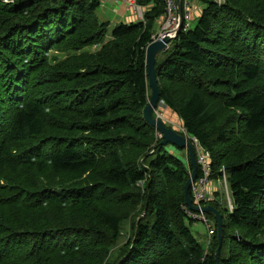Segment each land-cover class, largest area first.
<instances>
[{
  "label": "trees",
  "instance_id": "trees-1",
  "mask_svg": "<svg viewBox=\"0 0 264 264\" xmlns=\"http://www.w3.org/2000/svg\"><path fill=\"white\" fill-rule=\"evenodd\" d=\"M45 1L50 0L0 5V26L12 11L23 21L9 23L11 39H0V59L8 55L5 61L12 72L0 78L1 211L38 209L44 202L89 209L92 199L79 203L64 192H41L42 180L83 178L95 173L103 158L111 166L100 180L114 194L127 195L133 189L139 199L138 183L147 181L145 218L134 226V243L128 242L133 248L122 264H149L151 247L157 250L155 264H218L216 218L208 214L216 234L209 246L212 252L205 256L189 227L193 221L183 210L189 171L167 153L163 140L155 141L154 128L143 115L151 97L146 48L155 40V22L164 15L163 0L162 7L160 0H140L145 7L153 3L146 21L117 25L109 41L110 23H100L95 15L102 0H53L49 8ZM196 1L205 6L197 24L182 31L157 63L161 100L182 120L191 142L196 139L210 154L214 178L222 177L223 168L227 173L234 210L223 213L213 205L224 217L220 263L264 264V245H259L264 244V0ZM56 30L62 37L58 46L70 56L51 66L46 53L56 44L45 48L38 33ZM6 35L0 33L1 38ZM95 45L98 50L85 51ZM40 53L44 56L36 60ZM11 57H18L12 59L21 72L14 73ZM33 75L39 77L36 83ZM45 86L51 87L47 93L53 91L54 98L39 95L37 89ZM49 133V139L42 140ZM258 134L259 146L254 143ZM151 146L158 151L149 170L126 164L127 151L146 157ZM12 173L18 176L1 184ZM168 183L183 188L175 201L178 217L166 202ZM129 216L105 218L114 241ZM13 229L0 232V264H38L53 250L49 242L54 239L46 242L47 237L35 235L23 241L26 234L18 236Z\"/></svg>",
  "mask_w": 264,
  "mask_h": 264
},
{
  "label": "rangeland",
  "instance_id": "rangeland-1",
  "mask_svg": "<svg viewBox=\"0 0 264 264\" xmlns=\"http://www.w3.org/2000/svg\"><path fill=\"white\" fill-rule=\"evenodd\" d=\"M59 3L62 2V0H57ZM104 1V5L102 7H99V11L97 12V15L100 20L104 22H111L110 27L108 29V33L106 35V39H111L113 30L115 29L116 25L122 24L121 21H123V18L125 16L121 15L124 10L127 8L131 12H134V10L129 6L131 0L129 1V4H126L122 6H115L113 3V0H102V3ZM125 1V2H127ZM53 0L45 1L43 2L44 5H46L47 8L52 4ZM108 2V4L106 3ZM132 2H136L138 6L142 8V13L146 17L147 10L146 7L143 6V2H140V0H133ZM200 2L196 0H192V7L189 8L187 11H184L183 7V17L184 14L187 16L186 22L190 25V29L194 28L197 24V19L200 18L201 15H199V9L203 7ZM1 4H7L9 6L15 5V0H0ZM164 4V3H163ZM34 5V4H32ZM114 5V6H113ZM162 7V0H160L159 7ZM184 5V2H183ZM57 7V6H53ZM116 7V8H115ZM1 14V10H0ZM134 14L137 16V13L134 12ZM108 16V19H103V16ZM7 18L3 25L0 26V33L7 34L4 37H0V39L7 41L10 38V25H17V24H23L22 18L20 15H16L12 12L9 13V15H6ZM136 20H141L139 18H136ZM146 21V19H145ZM124 24V23H123ZM155 28H154V38H161L164 36L163 34V26L164 22L163 19L160 18L159 20L155 22ZM8 25V26H7ZM58 25H55L54 28H57ZM47 31V30H46ZM45 31V32H46ZM45 32H39V36L42 38V45H45V48L52 42H55L56 46L52 48L50 51L46 53V56L48 57V64L53 66L58 62H61L65 60L68 56H70V52H65L59 47L57 44L59 39L58 30L55 31V33H52L49 35V33ZM9 33V34H8ZM21 40V39H20ZM22 41V40H21ZM28 43H26L27 47ZM32 46L30 45V48ZM34 51H36V46L32 47ZM99 48L98 45H95L93 47L87 48L85 51H96ZM8 56L4 53V55H1V73L0 78H2L5 75L11 76L10 69L7 66L5 61V57ZM44 56L39 54L36 60H40ZM15 57H11L10 59L12 62V67H15L14 73L21 72V68H16V65L14 64ZM165 56H163V59ZM15 59L18 60V57ZM19 61V60H18ZM4 63V64H3ZM8 71H3V69H6ZM13 70V69H12ZM44 75V73L42 74ZM32 77L35 78V83L38 81V76L33 75ZM46 76H41L40 78H45ZM1 81V79H0ZM163 83H166V80H162ZM22 82V81H21ZM1 83V82H0ZM28 86L27 90L30 89V86L28 84H24ZM1 87V84H0ZM48 88L51 87H44L37 89V92L40 96H44L47 91H50ZM43 89V90H42ZM20 90H23V86L20 88ZM45 92V93H44ZM46 97H50V99L54 98L53 91L50 93H47ZM24 101V100H23ZM172 113V115L176 116L175 120H172L173 117L169 116L168 113ZM155 117L158 119H162L165 121L166 125L168 127H171L180 133L186 134V130L182 126V121L172 110L166 108L165 104H160L159 109L155 112ZM155 131V141L160 142L162 141V137L159 132ZM50 133L46 136H43L42 140L49 139ZM53 136H56V134H53ZM262 139V135L258 134L254 138V143L259 146L260 141ZM64 139L59 140L62 142ZM66 142H71V139L65 140ZM56 143V142H54ZM197 149V146H199L198 143H195L194 145ZM167 150V153L170 155H174L177 158H179L182 163L187 167L189 174L191 175L192 171L189 170L190 168V159H189V153L185 150H179L173 146H165L164 147ZM158 147L153 148V146L150 147V150L148 151V154L146 157H140L136 158V152L133 150L127 151L128 155L125 157L126 164L132 165L138 169H146L149 170L148 166L150 161L156 158L157 154L156 151ZM204 149V148H203ZM263 146H260V152L262 151ZM200 152H202V149L199 147ZM94 152L99 155L102 154L101 151H97L94 149ZM198 152V149L196 150ZM101 157V156H99ZM104 160L98 167L95 173L88 174L84 176L83 178H73V177H50L42 180V187L41 192L44 193H51V192H64V194L72 199L78 200L79 203L83 202L87 199H92V205L87 210H75L71 208L72 206L66 203H52V202H44L41 204L38 209L36 208H16V209H0V232L2 229H10L13 227V231L20 236L22 233H25L26 235L23 236L22 240H28L32 241L35 235H41L44 237H47L48 240L46 242H49L54 239L53 242H49L52 245L53 250L46 253L43 258H41L38 262V264H122L123 261H125L128 256L130 255V250H132V246H128V242L132 240V243H134V226L142 219L145 218L146 210H145V202L143 197L145 198L144 193H146V186L147 181H143L138 183V187L140 188V198L133 193L135 192L133 189L127 190L125 193L127 195H121L114 194L112 189L107 187L106 185H103L100 180V175L102 173H106L108 169L111 166V163L107 159ZM6 175V174H5ZM200 175V172H199ZM220 175H222L220 173ZM8 176L7 179L1 180V184L6 181V184H8V180L10 177H16L18 175L11 174ZM149 175H147V178L149 179ZM199 177V176H198ZM214 178V174H213ZM216 179V178H214ZM213 179V180H214ZM11 181V180H9ZM12 182V181H11ZM10 184V183H9ZM167 193H166V202L168 203L170 207L171 214L176 215L178 217L175 201L183 193V188L181 187H170L171 183H168ZM219 188L221 189V192L216 193V197L218 198L219 202H213L209 205H216L218 204L220 206V209L223 211H229L228 207L230 206V203L233 202L232 193L230 190H227V187L224 183H218ZM11 188V186H9ZM180 188V189H179ZM192 189V187H191ZM131 194V195H130ZM192 196V193H191ZM231 200V201H230ZM230 202V203H229ZM208 205V206H209ZM225 208V209H224ZM184 210V208H183ZM185 211V210H184ZM126 213H130V216L128 219H125L121 225H120V235L117 241H114L112 239V234L109 232L107 225H105V218L108 215H120L124 216ZM208 216V214H205ZM209 217V216H208ZM4 220V221H3ZM5 222V223H4ZM186 225H189L187 222H185ZM190 229L194 233L195 237H197L198 242L201 244L204 255L211 253L212 250L209 249V246H207V243L209 241L212 243L213 239H211L210 236H208V232L206 227L199 222H194L189 225ZM204 230V232H203ZM216 234V233H215ZM215 236V235H214ZM1 238V237H0ZM131 239V240H130ZM8 240V238L6 239ZM260 241L264 242V231L261 234ZM34 243L32 244V246ZM259 245H264L263 243H260ZM128 247V248H127ZM157 250H153V247H151L147 251V256L150 255L148 258L149 264H155L156 261V252ZM225 253V252H224ZM160 264V261H159Z\"/></svg>",
  "mask_w": 264,
  "mask_h": 264
},
{
  "label": "water",
  "instance_id": "water-1",
  "mask_svg": "<svg viewBox=\"0 0 264 264\" xmlns=\"http://www.w3.org/2000/svg\"><path fill=\"white\" fill-rule=\"evenodd\" d=\"M178 9L180 15V24L178 28L174 31H168L161 38L155 39L146 48V68L149 87L151 89V97L148 105L143 110V115L146 123L160 133L163 140L162 145H171L181 151L186 150L189 153L192 173L184 187L185 204L193 213L213 214L216 218L218 230V249L216 252V260L218 264H221L219 256L224 242V217L221 212L212 205H196L191 196V187L199 176L196 149L188 136L181 134L179 131L171 127H168L164 120L155 117V112L159 109L162 101L160 89L161 82L157 74L158 57L169 49L170 43L182 32V29L184 28L183 0H178Z\"/></svg>",
  "mask_w": 264,
  "mask_h": 264
},
{
  "label": "built area",
  "instance_id": "built-area-1",
  "mask_svg": "<svg viewBox=\"0 0 264 264\" xmlns=\"http://www.w3.org/2000/svg\"><path fill=\"white\" fill-rule=\"evenodd\" d=\"M217 1L221 2L222 0H217ZM163 2H164L165 12L162 19L164 22L163 34L165 35L168 31H174L175 29L178 28L180 24V15L178 9V0H163ZM183 2H184L183 5L184 11H187L189 8L192 7L191 5L192 0H183ZM129 6L134 10V12L137 13V17L141 19L139 21L145 22V16L142 13V8L138 6L136 2H131ZM185 14L188 15L187 12ZM185 14H184V28L182 29V31H187L190 29V25L187 24L186 22L187 16ZM161 104L164 105V101H162ZM195 143H198L196 139H194V145ZM199 147L202 149V152H200ZM197 149H198L197 159H198L200 175L197 178V180L193 183L191 193L194 203L196 205L208 206L213 202H219L218 198L216 197V193L211 191L213 179H214L213 178L214 171L212 168L210 154L205 149H203V147L200 146V144L199 146H197ZM220 173L222 174V177L219 178L220 183L225 182L226 184L225 186L227 187V190H229V185L227 183L228 178L225 169L223 168L220 171ZM183 208L187 213L188 217L191 219V221L202 223L206 227L208 236H210L211 239H213L216 233L215 221L212 218L205 215L204 213L196 214L191 212L187 206ZM228 210L230 213L233 212L234 210L233 202L230 203ZM210 244L211 242L209 241V243H207V246H209Z\"/></svg>",
  "mask_w": 264,
  "mask_h": 264
},
{
  "label": "crops",
  "instance_id": "crops-1",
  "mask_svg": "<svg viewBox=\"0 0 264 264\" xmlns=\"http://www.w3.org/2000/svg\"><path fill=\"white\" fill-rule=\"evenodd\" d=\"M125 1H127V0H113V2L112 1H110L111 3H115L114 5L117 7V6H122V5H124V7L126 6V4H129L130 2H132L133 0H131L130 2L129 1H127V2H125ZM129 2V3H128ZM107 4H108V2H106ZM199 4H201L203 7H201L200 9H199V15H201L202 14V11H203V9L205 8V6L200 2ZM104 5V1H103V3H101V6L100 7H102ZM113 5V6H114ZM115 7V8H116ZM153 7V3H150V4H147V6H146V10H150L151 8ZM99 9V8H98ZM96 10V12H95V15H96V18H97V20L100 22V23H103L104 21H102V20H100L99 19V17H98V15H97V12L99 11V10ZM125 14V16H124V18H123V21H121V23L123 24H131V23H138V22H140L139 20L137 21L136 20V18H138L135 14H134V12H131L130 10H128L127 8L124 10V8H123V13L121 14V15H124ZM104 18L103 19H108L107 17V15L105 16H103ZM161 18V17H160ZM159 18V19H160ZM158 19V20H159ZM198 20V19H197ZM108 23H111V22H109V21H107ZM119 25V24H118ZM117 26V25H116ZM110 27V26H109ZM111 39H112V37H111ZM111 39H106L105 38V40H107V41H109V40H111ZM98 50V49H97ZM163 56H165V54H161V55H159V57H158V61L159 62H161L162 60H164L163 59ZM168 115L171 117H173V119L172 120H175L176 119V116L175 115H172V113L170 112V113H168ZM182 121V120H181ZM182 126H183V122H182ZM220 179H214L213 180V184H212V188H211V191H213L214 193H217V192H221V189L218 187L219 186V184L218 183H220V181H219ZM229 190H230V188H229ZM230 192H231V190H230ZM225 209V208H224ZM203 232H204V230H203ZM196 239H197V237H196Z\"/></svg>",
  "mask_w": 264,
  "mask_h": 264
},
{
  "label": "bare ground",
  "instance_id": "bare-ground-1",
  "mask_svg": "<svg viewBox=\"0 0 264 264\" xmlns=\"http://www.w3.org/2000/svg\"><path fill=\"white\" fill-rule=\"evenodd\" d=\"M162 102V101H161ZM186 136H188V138L190 139V140H192V138L186 133L185 134ZM193 142H194V139H193ZM193 145H194V143H193ZM196 155H197V152H196ZM197 162H198V159H197ZM199 166V165H198ZM35 172V171H34ZM227 178H228V176H227ZM221 183H223V182H221ZM227 183H228V185H229V182H228V180H227ZM219 185H221V184H219ZM219 187V186H218Z\"/></svg>",
  "mask_w": 264,
  "mask_h": 264
}]
</instances>
